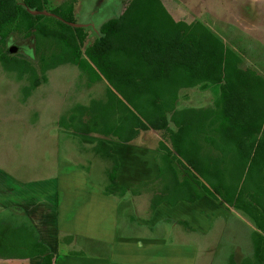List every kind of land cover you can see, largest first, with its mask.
Masks as SVG:
<instances>
[{"label": "trees", "instance_id": "1", "mask_svg": "<svg viewBox=\"0 0 264 264\" xmlns=\"http://www.w3.org/2000/svg\"><path fill=\"white\" fill-rule=\"evenodd\" d=\"M45 3L0 0V63L29 75L33 88L46 81L48 71L66 64L77 67L91 84L106 82L105 101H93L81 114L71 115L73 130L64 122L60 127L124 144L142 132L162 133L159 179L141 186L158 189L154 211L165 202L176 206L204 197L222 202L255 229L254 256L241 264H264V77L243 69L239 55L203 23L182 15L172 0H129L84 52L88 36L76 26V0L50 16L42 14ZM14 33L35 40L37 66L8 54L7 41ZM198 87L217 88L213 108L178 110L181 91ZM96 148L112 161L110 186L116 187L120 164L112 146L99 142ZM105 193L112 195L109 189ZM37 256L44 258L42 264L57 261L33 233L0 226V257Z\"/></svg>", "mask_w": 264, "mask_h": 264}, {"label": "crops", "instance_id": "2", "mask_svg": "<svg viewBox=\"0 0 264 264\" xmlns=\"http://www.w3.org/2000/svg\"><path fill=\"white\" fill-rule=\"evenodd\" d=\"M45 1V13L51 14L68 0L59 5ZM128 1L76 0V26L83 28L88 36L85 50L102 37L103 24L121 16ZM256 42L264 45V35ZM238 48V45L230 47L243 60L242 49ZM135 141L129 144L116 142L115 146L109 144L120 164L117 186L112 189L114 193L159 179L158 150L138 147L133 144ZM56 148L60 152L56 155L58 158L55 153H50L48 160L43 159L40 166L34 164L30 167L18 162L14 153L13 156L7 155V159L0 150V159L5 160L0 163V226L33 233L35 239L57 256L55 264H175L174 255L183 258L182 264H196L187 251L184 254H179L180 250L174 251L175 245L171 246V243H174L176 231L183 236H201L204 243L203 240L197 242L200 249L201 243L206 244V237L221 220L236 217L250 227L252 233L255 230L242 213L207 197L194 203L181 201L176 206L162 203L148 219L136 218L132 212L126 214L128 218L122 217L120 211L127 207V201L134 205V198L139 195L127 196L130 199L123 197L121 200L126 199L118 205L102 192L101 182L95 175L71 159L70 154V157L66 156L64 148ZM7 164L13 166L12 170ZM26 173L43 175L26 179ZM221 206L231 212L222 213ZM136 228H143L144 232L134 233ZM61 236L69 238L61 241ZM177 236L183 242L179 244L191 243V239ZM77 243L79 247L76 249L80 253H70ZM160 252L166 254L159 259ZM43 260L42 256L28 259L0 257V264H42Z\"/></svg>", "mask_w": 264, "mask_h": 264}, {"label": "rangeland", "instance_id": "3", "mask_svg": "<svg viewBox=\"0 0 264 264\" xmlns=\"http://www.w3.org/2000/svg\"><path fill=\"white\" fill-rule=\"evenodd\" d=\"M50 1L51 4L59 5L65 0ZM172 1L177 5L182 15H188L203 23L228 47L238 45L243 52L241 53L243 69H252L264 76V45L256 42L264 35V0ZM81 10L83 11V8ZM82 51H85V45ZM7 52L10 56L27 58L35 66L38 65L33 38L25 39L22 35L14 33L7 41ZM40 81L42 82V79ZM41 84L38 88H33L29 75L10 71L0 63L1 152L6 155L7 159V155L13 156L14 153L18 162L25 163V166L30 167L34 164L40 166L43 159L48 160L47 155L50 153L53 155L55 153L56 157L60 153L56 147L61 146L65 149L66 156L70 154L71 159L95 175L101 182L102 192L113 198L118 205L126 198L130 199L131 191L140 187L136 194L139 196L133 197L134 205H131L128 200V203L125 204L127 207L122 209L124 211L121 213V210L120 214L124 217L132 212V214H136V218H150L154 213V196L158 189L141 187L143 186L141 185L126 190L127 194L124 196H121L120 192L125 189L119 190L118 193L112 191L109 173L113 163L97 151L96 147L99 142L115 146L117 141L110 137L85 135L72 131L74 125L71 122V115L81 114V109L90 106L93 101H105L107 83L91 84L82 71L73 65L66 64L48 71L46 81ZM217 91L215 87L207 90L199 87L183 90L180 93L177 109L213 108ZM82 115L84 116L83 120H88L85 113ZM60 122H64L72 130L61 128ZM170 127L176 131L172 124ZM162 141H165L162 133L150 130L140 133L133 144L141 148L159 150ZM4 161V159H0V163H4ZM7 167L11 170L13 168L10 164H7ZM41 175L43 174L26 173L25 178L35 179L36 176L40 177ZM107 189L112 195L105 193ZM123 197L126 198L121 200ZM221 207L222 213L224 211L231 212L224 206ZM228 222L230 223L227 224ZM244 224L236 217L229 221L217 222L212 233L206 237L205 245L203 238L199 235L183 236L176 231L173 237L174 243H171V246L175 245L174 251L180 250L179 254H184L187 251L188 255L192 256L189 258L193 259L196 264H230L231 261L241 264L244 261L252 260L254 256L252 231ZM121 228L122 226H120V231ZM133 231L134 233H143L144 229L136 228ZM177 234L184 239H191V243L179 244L183 242L180 241ZM67 238L69 237L61 236L60 240L66 241ZM202 240L203 243L199 249L197 242ZM178 246L183 249H179ZM77 247H79L78 243L73 246L70 253L79 254L80 251L76 249ZM165 254L166 252H160L158 258L160 259ZM182 261L183 258L174 255L173 263L182 264L180 263Z\"/></svg>", "mask_w": 264, "mask_h": 264}, {"label": "water", "instance_id": "4", "mask_svg": "<svg viewBox=\"0 0 264 264\" xmlns=\"http://www.w3.org/2000/svg\"><path fill=\"white\" fill-rule=\"evenodd\" d=\"M42 14L47 15V16H50L51 15V14H48V13H45V12H43Z\"/></svg>", "mask_w": 264, "mask_h": 264}]
</instances>
